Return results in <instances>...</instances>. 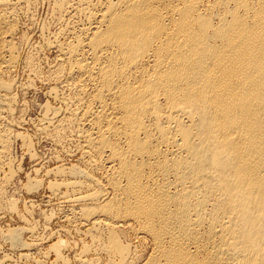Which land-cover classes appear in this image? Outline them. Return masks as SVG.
Segmentation results:
<instances>
[{
  "label": "bare ground",
  "instance_id": "obj_1",
  "mask_svg": "<svg viewBox=\"0 0 264 264\" xmlns=\"http://www.w3.org/2000/svg\"><path fill=\"white\" fill-rule=\"evenodd\" d=\"M37 1L0 0L1 209L13 141L31 155L11 75L29 44L18 14ZM51 1L40 35L60 107H41L39 131L79 154L45 171L72 207L65 221L87 226L73 260L264 264V0ZM27 226L0 237L25 247ZM68 247L49 246L52 264L71 263Z\"/></svg>",
  "mask_w": 264,
  "mask_h": 264
},
{
  "label": "rangeland",
  "instance_id": "obj_2",
  "mask_svg": "<svg viewBox=\"0 0 264 264\" xmlns=\"http://www.w3.org/2000/svg\"><path fill=\"white\" fill-rule=\"evenodd\" d=\"M47 1L38 0L27 16L25 10H23L19 12V17H17L19 36L20 34L24 35L29 44L22 48L19 65L11 75V78L15 80L16 90L14 89V95L17 99L14 115L17 125L14 131L25 137L27 136L26 138L30 140V145H32L31 155H28V151L22 147L20 141H13L14 174L12 175L14 176H12L10 186L6 190L7 202L4 205L6 208L4 206L2 209L0 208V234L21 227L27 229V225L32 226L33 230L30 232L26 230L28 232H24L21 236L26 248L11 247L9 242L0 237V258L5 256L3 264H52L54 256L52 253L48 255L47 252L49 246L59 240L69 243L72 248L62 249L68 263L77 264L73 260V256L80 249L82 241L90 244V240L84 239L81 234L87 226L78 227L74 226L73 223L68 224L65 220L69 218L72 207L67 203L64 204L65 201H62L60 196L59 199L58 196L53 197L54 195L48 187V183L59 182V180L53 176L48 177L46 172L58 167L78 166L80 158L79 154L74 151V143L65 141L66 143L56 142V144L50 137L42 135L39 131L42 124V122H39L42 117L41 107L48 105V103V106L52 109H59L60 107L59 102L50 96V90L56 87V83L49 78L50 70L52 66H55L56 55L53 51L42 46L43 41L40 35V29L46 27L49 23L48 16L52 1ZM28 58H30L29 62ZM26 66L30 68L31 72L34 68L33 71L38 72L39 75L31 74ZM27 178L38 181L34 183L35 188H32L33 190L38 189V191L33 192L32 190V193L30 191L29 194L24 190L27 186ZM10 202L11 204L14 202V205L16 203L13 209L9 208ZM9 211L11 212L9 213ZM76 228L80 230V234L76 232L78 230ZM31 232L32 234H30ZM23 255H29V257L25 258Z\"/></svg>",
  "mask_w": 264,
  "mask_h": 264
}]
</instances>
